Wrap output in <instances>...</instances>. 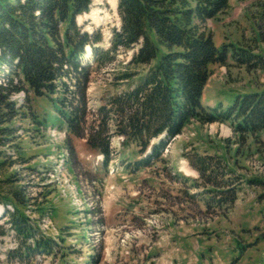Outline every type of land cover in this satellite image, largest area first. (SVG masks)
<instances>
[{"label": "rangeland", "instance_id": "374dc122", "mask_svg": "<svg viewBox=\"0 0 264 264\" xmlns=\"http://www.w3.org/2000/svg\"><path fill=\"white\" fill-rule=\"evenodd\" d=\"M229 4L204 29L218 47L235 44L264 58V0ZM77 24L102 35L100 49L111 48L121 27L118 0H92ZM139 47L120 49L102 67L86 50L83 61L94 71L87 91L91 112L137 86L147 73V66L130 64ZM228 64L210 67L202 99L211 103L207 107L226 108L237 96L264 88V70L239 67L231 58ZM17 96L27 117L14 121L17 149L2 148L17 162L1 172V180L14 182L3 184L0 193L1 199L13 200L9 194L20 190L26 203L4 206L0 199V264H264V129L257 138L241 139L229 122L193 119L161 159L140 169L139 148L114 137L116 153L105 167L103 156L90 151L85 139L59 129L46 98ZM200 156L220 164L222 174L208 176L218 187L192 167L190 160ZM227 189L236 191L237 201L224 212L216 208V190ZM16 209L29 218L34 239L11 227ZM46 239L52 249L35 251L36 241Z\"/></svg>", "mask_w": 264, "mask_h": 264}, {"label": "trees", "instance_id": "16d2710c", "mask_svg": "<svg viewBox=\"0 0 264 264\" xmlns=\"http://www.w3.org/2000/svg\"><path fill=\"white\" fill-rule=\"evenodd\" d=\"M91 4L92 0H0V174L17 162L2 148L17 149L12 146L18 132L14 121L27 114L12 97L21 92L26 100L29 94L46 98L59 120L57 126L85 139L90 151L103 156L105 167L116 153L114 137H122V145L133 143L139 148L144 157L136 162L140 169L161 159L166 146L193 119L203 124L229 122L241 139L258 137L264 129V88L237 96L226 108H210L202 102L211 65L228 66L231 58L239 67L264 70L261 55L235 44L218 47L204 29L230 7L229 0H118L121 27L107 50L97 46L101 34L83 31L77 24V17ZM138 44L130 64L147 66V73L137 86L91 112L87 91L94 71L83 61L87 51L102 67L112 63L120 49ZM44 119L48 121L47 116ZM190 161L202 180L216 185L208 176L222 174V169L218 162L213 164V157ZM12 182L0 179V187ZM216 192V208L224 212L237 201L234 189ZM9 196L13 200H3L0 193L4 206L26 203L20 190ZM10 225L20 236L35 238L29 218L17 209L10 214ZM52 246L46 239L33 247L47 252Z\"/></svg>", "mask_w": 264, "mask_h": 264}, {"label": "crops", "instance_id": "0c3cea01", "mask_svg": "<svg viewBox=\"0 0 264 264\" xmlns=\"http://www.w3.org/2000/svg\"><path fill=\"white\" fill-rule=\"evenodd\" d=\"M202 102H203V104H204L205 106H209V105H211V103H210V102H208V101H207V102H205V101H202ZM211 107H212V106H211ZM192 234H193V233H192ZM192 234L185 233L186 237H188V236H190V235H192ZM173 262H174V263H177V262H176V261H174V260H173Z\"/></svg>", "mask_w": 264, "mask_h": 264}, {"label": "bare ground", "instance_id": "6f19581e", "mask_svg": "<svg viewBox=\"0 0 264 264\" xmlns=\"http://www.w3.org/2000/svg\"><path fill=\"white\" fill-rule=\"evenodd\" d=\"M115 1H116V0H115ZM114 7L116 8V4H114ZM15 97H18V96H15ZM15 97H14V99H16ZM18 102H19V99H18ZM18 102H17V103H18ZM59 161H60V160H59ZM61 162H62V161H61ZM63 163H64V162H63ZM63 163H60V165L58 166V167L60 168V169H59L60 171H61V168L63 167ZM56 169H58V168H56ZM59 170H58V171H59Z\"/></svg>", "mask_w": 264, "mask_h": 264}]
</instances>
